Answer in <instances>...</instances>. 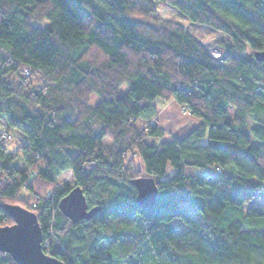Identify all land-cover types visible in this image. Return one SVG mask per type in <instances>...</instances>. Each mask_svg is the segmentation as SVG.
<instances>
[{
    "label": "trees",
    "instance_id": "trees-1",
    "mask_svg": "<svg viewBox=\"0 0 264 264\" xmlns=\"http://www.w3.org/2000/svg\"><path fill=\"white\" fill-rule=\"evenodd\" d=\"M156 1L0 0V226L3 203L34 211L65 264H264V0H163L217 32L207 41ZM172 99L200 122L152 143ZM130 153L158 183L152 208ZM65 171L101 206L92 218L59 209Z\"/></svg>",
    "mask_w": 264,
    "mask_h": 264
},
{
    "label": "water",
    "instance_id": "water-1",
    "mask_svg": "<svg viewBox=\"0 0 264 264\" xmlns=\"http://www.w3.org/2000/svg\"><path fill=\"white\" fill-rule=\"evenodd\" d=\"M254 56L257 60L264 61V49L255 50ZM131 182L137 191L136 203L142 208H152L158 195L156 179L150 175H142ZM2 207L14 222L0 226V251L11 254L17 264H65L44 251L43 231L34 211L13 203H3ZM59 209L73 223H78L92 218L101 210V206H90L84 189L75 185L59 200Z\"/></svg>",
    "mask_w": 264,
    "mask_h": 264
},
{
    "label": "rangeland",
    "instance_id": "rangeland-1",
    "mask_svg": "<svg viewBox=\"0 0 264 264\" xmlns=\"http://www.w3.org/2000/svg\"><path fill=\"white\" fill-rule=\"evenodd\" d=\"M155 7H156V11H155L156 15L171 21L182 23L186 28L189 29L190 32L197 35L203 40L207 41L213 37L218 36L217 32H215L210 26L192 21L189 18V16L185 14L183 11H181L179 8L163 0H157ZM47 24L48 21H44L42 25L44 26ZM126 90H127V85L124 84L121 87V92H125ZM98 100H99V96L97 94H93L91 99L92 104H96ZM170 101L171 100L165 103L161 101L159 102V108H160L159 112L161 110V113L157 116V119L165 130L164 136L160 138L161 140H166L169 139L170 137L173 138L174 136H182L194 126V123H196L189 110H187L183 106L176 107L175 105L173 106L172 104L168 108L163 109L164 106H166ZM229 114L231 117L236 116V110L234 107H229ZM4 123L5 121L3 119L2 120L0 119V131L4 129L5 127ZM17 136H18V131L14 130V137L13 140L10 142L11 146H14L13 143H16ZM158 139L159 138L156 139L153 138L152 140L149 139V141L157 142ZM104 142L110 143V140L106 138ZM128 158L134 159L135 166L140 171L141 176L148 175L146 173L142 158L139 154L130 153ZM57 181L60 184H68L71 187L76 185V182L73 179L70 171H65L62 174H60L57 178ZM190 213L198 219L202 218L201 212L192 207H190ZM172 222L175 225L176 229L180 232H187L189 230V225L186 224L182 219L176 218ZM102 246H105V244H102ZM120 264H129V262L127 260H124L120 262Z\"/></svg>",
    "mask_w": 264,
    "mask_h": 264
},
{
    "label": "crops",
    "instance_id": "crops-1",
    "mask_svg": "<svg viewBox=\"0 0 264 264\" xmlns=\"http://www.w3.org/2000/svg\"><path fill=\"white\" fill-rule=\"evenodd\" d=\"M172 104H173V106L175 105L176 107L181 106V105H180L179 103H177L175 100H171L166 106H164L163 109L168 108V107L171 106ZM163 109H162V110H163ZM160 113H161V110H160V112L158 113V115H159ZM192 117L194 118V120H195V122H196V123H194V125L200 122V118H199V117H197V116H195V115H192ZM153 138L156 139V138H158V137H151L150 139L152 140ZM169 139H172V137H170ZM160 140H161V139L159 138L157 142H152V143L157 144V143L160 142Z\"/></svg>",
    "mask_w": 264,
    "mask_h": 264
},
{
    "label": "built area",
    "instance_id": "built-area-1",
    "mask_svg": "<svg viewBox=\"0 0 264 264\" xmlns=\"http://www.w3.org/2000/svg\"><path fill=\"white\" fill-rule=\"evenodd\" d=\"M213 54H214L215 56H218V55H219V51H217V50H213Z\"/></svg>",
    "mask_w": 264,
    "mask_h": 264
}]
</instances>
